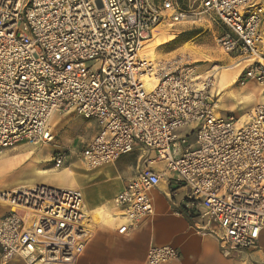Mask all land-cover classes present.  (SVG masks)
Listing matches in <instances>:
<instances>
[{"label": "built area", "instance_id": "1", "mask_svg": "<svg viewBox=\"0 0 264 264\" xmlns=\"http://www.w3.org/2000/svg\"><path fill=\"white\" fill-rule=\"evenodd\" d=\"M196 1L0 0V151L52 144L58 114L97 120L98 134L76 153L87 169L136 146L146 153L113 199L119 234L154 215L152 191L170 174L172 199L186 188L184 207L205 220L224 255L251 253L264 230V104L246 116L223 114L213 76L186 69L161 75L152 90L144 80L152 66L140 50L156 26L207 19L223 52L245 62L240 84H258L264 94V0ZM70 152H56V169ZM12 199L42 214L0 217L2 263L76 264L94 233L84 223L83 192L34 184ZM180 255L169 244L151 246L145 264Z\"/></svg>", "mask_w": 264, "mask_h": 264}, {"label": "crops", "instance_id": "2", "mask_svg": "<svg viewBox=\"0 0 264 264\" xmlns=\"http://www.w3.org/2000/svg\"><path fill=\"white\" fill-rule=\"evenodd\" d=\"M251 83L249 82L243 86L245 94L255 101V97H257L264 104V94L261 86L258 84L251 85ZM235 96L233 95V99ZM239 103H242V101ZM218 104L217 108H226L224 104H219V107ZM226 106L230 107L229 104ZM233 106H235L234 110L238 111L239 106ZM220 111L223 114L230 113ZM94 121L97 122V120ZM67 150L70 149L67 148ZM145 154L139 146H136L133 152L118 157L110 164L94 169L93 173L81 175L74 170L65 169L63 173H56L66 176L62 184H48L54 187L80 189L84 194V199L87 196L89 198V201H84L85 207L91 216V221H94L96 225L107 222V219L116 223L115 229L112 230L93 229L94 233L86 243L76 264H145L147 252L151 246L166 244L174 246L181 254L180 258L172 264H264V230L261 232L257 248L251 253L224 255L218 240L206 227L205 220L189 214L184 207L183 198L187 193L186 188H178L172 199L167 182V178L171 176L170 174L164 177L159 186L152 191L155 205L154 215L142 218L127 234H119L118 228L122 223V218L118 209L113 205L115 210L113 211V216L106 215L103 206H97L100 202H111L123 189L125 182L137 175ZM30 155L27 154L12 166H22L24 162H27L24 166L27 164L30 167L36 166L38 159H36L37 162L27 161L31 157ZM150 157H153V154ZM152 166L157 170L163 167L161 164L159 166L152 164ZM38 171L52 173L36 167L37 174ZM68 174L72 176V182H69ZM81 178H89V182H83ZM4 205L9 206L7 204ZM3 214H0V217ZM0 264H4L1 260V253ZM6 264L26 263L16 258Z\"/></svg>", "mask_w": 264, "mask_h": 264}, {"label": "rangeland", "instance_id": "3", "mask_svg": "<svg viewBox=\"0 0 264 264\" xmlns=\"http://www.w3.org/2000/svg\"><path fill=\"white\" fill-rule=\"evenodd\" d=\"M184 1L192 7L198 5L196 0ZM219 32L217 25L213 22L210 23L207 19L195 22L188 20L175 25L172 29L159 26L153 37L145 43L143 53L146 56L149 55V57L154 56L150 62L154 61L162 67L159 70L160 76L174 71L179 72L181 69L189 70L200 79L212 75L214 80L217 79L216 84L213 83L211 87L213 100L215 103L224 104L226 107L225 109L220 107L218 109L230 112L235 116H246L262 102L257 97H255L256 101L252 100L250 96L248 97L245 94L243 86L239 82L245 62L238 65L237 63L242 61V58L223 52L216 40ZM91 65H94V62L84 63L85 67ZM251 85L256 84L251 83ZM233 95H236L234 99ZM240 101L242 103H239ZM228 104L230 107L226 106ZM233 105L239 106L238 111L234 110L235 106ZM52 123L55 125V133L57 134L52 144L42 146L23 144L0 151V193L3 192V189L18 192L19 189L34 184H62L66 176L56 173H63L65 169L74 170L81 175L95 171L87 169L76 153L97 134L100 130V124L75 114H58ZM186 130L191 129L187 128ZM67 148L71 150L68 163L62 168L55 169L52 161L53 157L57 151H64ZM30 153L31 157L27 161L38 159L36 166L30 167L28 164L24 166L27 162H24L22 166H12ZM36 167L52 173L47 177V180H44L43 176L35 172ZM68 176L70 178L69 182H72V176L70 174ZM81 181L88 183L89 178H81ZM85 200L89 201L88 196L85 197ZM99 206L105 208L106 215H113V211H115L113 200L111 202H100L97 207ZM11 210V207L0 204V214L9 213ZM19 211L21 214L31 212L25 208H19ZM31 213L33 214V212ZM106 221L97 225L94 221H91V225L96 230L115 229L116 223L114 221L108 219Z\"/></svg>", "mask_w": 264, "mask_h": 264}, {"label": "bare ground", "instance_id": "4", "mask_svg": "<svg viewBox=\"0 0 264 264\" xmlns=\"http://www.w3.org/2000/svg\"><path fill=\"white\" fill-rule=\"evenodd\" d=\"M158 27L159 26H156L153 29L152 34L149 36V38H147L142 43V48L140 50V53L142 54V57H144L145 60H147V62L150 64V66H152L150 69L146 70V73L144 74V80L146 81V87H147L148 90H152L155 87V85L158 83V81L160 80L159 70H161L162 67L159 64H156L154 61H152V63H151L150 60L154 56L153 55H152V57H149V55L146 56L145 53H143V50H144L145 43L153 37V35H154L155 31L158 29ZM237 64L241 65L242 62H238ZM215 84H216V80H214V85ZM216 106H217V103H216ZM218 107H219V104H218ZM38 174L43 176L45 178L44 180H47V177L50 175L49 173H47L45 171H43V172L38 171ZM46 185H48V184H46ZM7 186H9V185H7ZM48 186H50V185H48ZM51 187H54V186H51ZM57 188H64V187H57ZM15 193L16 192L8 191V189H3V192L0 193V203L3 204V205L4 204L9 205L12 208V210L16 211L19 214V216H21L24 219L33 220L34 216L42 214L41 210H39V209L29 208V207L25 206L24 204H20L18 202H14L13 199H12V196ZM19 208H25L27 211L33 212V214L31 212H29V216L27 218V216H26L27 213L21 214L20 211H19ZM84 209H85L84 210L85 215L87 217V219L84 221L85 226H87L88 229L91 228V230L93 231L94 227H90L89 228V225L91 224V217H89L90 215H89V213H88V211H87V209L85 207V203H84Z\"/></svg>", "mask_w": 264, "mask_h": 264}]
</instances>
